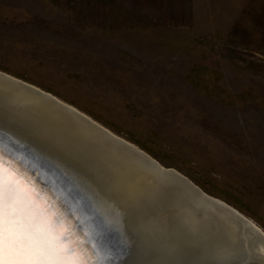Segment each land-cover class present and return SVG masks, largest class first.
Segmentation results:
<instances>
[{
  "label": "rangeland",
  "instance_id": "1",
  "mask_svg": "<svg viewBox=\"0 0 264 264\" xmlns=\"http://www.w3.org/2000/svg\"><path fill=\"white\" fill-rule=\"evenodd\" d=\"M0 72L264 233V0H0Z\"/></svg>",
  "mask_w": 264,
  "mask_h": 264
},
{
  "label": "bare ground",
  "instance_id": "2",
  "mask_svg": "<svg viewBox=\"0 0 264 264\" xmlns=\"http://www.w3.org/2000/svg\"><path fill=\"white\" fill-rule=\"evenodd\" d=\"M47 95L51 96L48 93ZM0 99L4 103H9L8 107L12 115L11 120L5 121L6 124L21 127V132H18L19 135L16 139L20 140L25 135L43 146L45 151L40 153L51 162L53 170L78 190L81 203L85 205L91 201L110 221V226L102 238L103 242L105 241V244L113 249L121 247L122 232L132 231L134 214L136 217L144 212L142 203L147 202L146 205L151 203L152 195L167 184L168 181H162L159 177L163 175V172L135 160V157L128 152L129 150L118 148L119 146H116L118 144L113 141L111 142L114 144L110 143L107 137L99 133L98 130L74 114L48 102L46 97L26 93L0 82ZM55 100L62 103L56 98ZM24 144L29 147L27 143ZM0 156L8 161L7 163L16 174L17 172L21 173L23 180L29 181L31 184L33 189L25 187L23 185L25 182L23 181L22 184L13 174L18 181V191L23 201L33 204L37 210L54 217L58 231L61 229L72 231L74 237H71L72 241L88 239L87 234L92 231L94 222L88 217L85 220L68 196L66 189L61 186L62 184L60 185L57 180L47 177L38 164L30 160L27 155L24 153L21 155L19 151L10 148L7 143L1 141ZM7 173L8 171L5 169V174L7 175ZM38 175L42 178L37 177ZM86 175H90L91 178ZM81 180L87 181L91 185L92 192L82 186ZM39 193L42 194L43 201L37 197L36 194ZM92 193L95 194V197ZM206 205V207L212 208L211 205ZM85 209L90 212L89 209ZM175 211L174 213H178L177 209ZM159 213L158 216L165 217L163 227L167 229V214L163 210H160ZM57 214L62 218L60 226L55 221V219L58 220ZM197 217L194 216V221L198 220L200 225L208 221L204 215ZM209 221L212 220L209 218ZM220 221V223L225 221L228 223L226 217L220 218ZM136 224L139 225L137 219ZM250 224L253 223L250 222L246 226V234L251 238V241H255L257 253L264 258V240L257 239L259 234ZM254 226L256 227V225ZM84 247L90 251L91 243L85 244Z\"/></svg>",
  "mask_w": 264,
  "mask_h": 264
},
{
  "label": "snow or ice",
  "instance_id": "3",
  "mask_svg": "<svg viewBox=\"0 0 264 264\" xmlns=\"http://www.w3.org/2000/svg\"><path fill=\"white\" fill-rule=\"evenodd\" d=\"M11 119L7 103L0 102V134L4 122ZM175 206L171 191H156L151 210L140 213L139 225L134 214L132 231H123L121 247L113 249L102 239L110 221L88 201L84 207L90 210L93 229L86 241H72L71 233L57 230L54 217L21 199L18 181L0 165V264H218L211 253L236 242L222 227L207 226L194 235L165 229V217L155 210H163L171 224ZM87 243L90 251L84 247ZM227 259L228 264H239L236 256Z\"/></svg>",
  "mask_w": 264,
  "mask_h": 264
},
{
  "label": "water",
  "instance_id": "4",
  "mask_svg": "<svg viewBox=\"0 0 264 264\" xmlns=\"http://www.w3.org/2000/svg\"><path fill=\"white\" fill-rule=\"evenodd\" d=\"M0 82L9 85L12 88H16L18 90L21 89L23 92L26 93L35 94L41 97H46V100L48 102L59 106L62 110L74 114L75 116L83 120L86 124L98 130L99 133L107 137L110 143H112L111 141H113L115 142V144H118L116 145L117 147L119 146L118 148H125L129 150L128 152L135 157V160L141 161L143 165L146 164L154 169H158L162 171L163 175L159 177L162 179V181L163 180L168 181L166 182L167 184L162 186V188H166L174 194L175 205H176L174 212H176L175 211L176 209L178 212V213L173 212L172 222L171 224L167 223V228L184 230L194 235L195 230L203 229L207 226L222 227L230 234L232 240L236 242L232 247H228L223 250L217 249L216 251H213L211 253V255H213L218 259V264H228L227 258L230 256H236L239 260V264H264V258L261 255H259V253H257L256 251L255 241H251V238H249L248 235L246 234L247 233L246 226H248L250 222L238 211L234 210L232 207L228 206L224 202H220L219 200L207 196L205 193H203L201 189H199L197 186H195L191 181H189L181 174L177 173L172 169H163L158 162L153 160L144 152L140 151L137 148H134L133 146L121 140L120 138L112 135L97 123L93 122L92 120L80 114L79 112L64 106L62 103L56 101L55 98L48 96L44 92L28 84H25L21 81H18L14 78H11L6 74H2L1 72H0ZM0 102H2L1 99ZM8 104L9 103H7V105ZM18 132H21L20 126L18 125L12 126L4 122V124L2 125V134H0V141L7 143V146L19 151L21 155L22 153L27 155V157L30 160H33L38 164L40 169L44 172V174H46L47 177L49 176L55 181L57 180L58 184L60 185L62 184L61 186L64 189H66L68 196L74 202L76 208L82 213L85 220H87L86 217H89L91 213L88 212L85 209L86 207H84V205L81 203L79 199L78 190L75 189L72 185H70L71 184L70 182H66L65 178H63L58 172L53 170L51 166V162H49L47 158L40 153L44 150L41 144H37L34 140H32L31 138L25 135H23V137L21 138L19 137L20 140L16 139V137L19 135ZM24 143H27L29 147ZM7 162L8 161H5L0 156V165H3V168L6 169L8 172L14 174L15 177L17 176V180H19V182H21L22 184L25 182V184H23L25 187L29 189H33L29 181L26 180L24 181L21 173L16 171L18 174L17 175L13 171L14 169ZM75 174L78 175L77 173ZM86 176L91 178L90 175H86ZM37 177L42 178L40 175H38ZM81 181H82L81 182L82 186L87 191L92 192L90 189L91 185L87 181L86 182L84 180ZM36 195L39 199L43 201V198L41 197L42 196L41 193ZM93 196L95 197V194H93ZM145 203L147 202L142 203V205L144 204V206H142L144 211L151 210V203H149L148 205H146ZM201 203H203L204 205H202ZM206 204H208V206L211 205L212 208L206 207L207 206ZM155 211L157 215L160 214L159 213L160 210H155ZM198 215L199 216L204 215L208 219V221L200 225V222L198 220L194 221V216L197 217ZM136 217H137L136 219L140 223V214H138ZM223 217L227 218L228 223H226V221L224 223H220L221 222L220 218ZM57 218L58 220L55 219V221L60 226V222L62 221V218L58 217V214H57ZM209 218L212 221H209ZM250 225L253 226V228H255L256 232L259 234L257 235V239L264 240V234L260 231V229L256 228L253 224ZM69 233H71L72 234L71 237L74 238L72 231H70ZM74 241L76 240L74 239ZM104 243L106 242L104 241Z\"/></svg>",
  "mask_w": 264,
  "mask_h": 264
}]
</instances>
